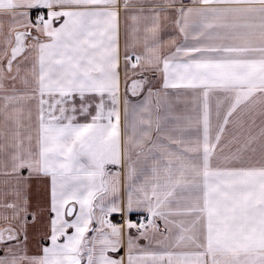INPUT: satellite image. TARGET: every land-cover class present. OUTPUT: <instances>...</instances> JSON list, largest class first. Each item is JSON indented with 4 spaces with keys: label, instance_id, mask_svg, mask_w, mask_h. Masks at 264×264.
<instances>
[{
    "label": "snow or ice",
    "instance_id": "1",
    "mask_svg": "<svg viewBox=\"0 0 264 264\" xmlns=\"http://www.w3.org/2000/svg\"><path fill=\"white\" fill-rule=\"evenodd\" d=\"M0 264H264V0H0Z\"/></svg>",
    "mask_w": 264,
    "mask_h": 264
}]
</instances>
